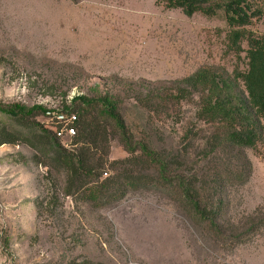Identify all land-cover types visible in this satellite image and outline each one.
<instances>
[{"label":"rangeland","instance_id":"1","mask_svg":"<svg viewBox=\"0 0 264 264\" xmlns=\"http://www.w3.org/2000/svg\"><path fill=\"white\" fill-rule=\"evenodd\" d=\"M248 2L261 12L246 28L264 32V0ZM230 29L222 11L188 15L162 0H0V100L56 108L80 93L113 94L136 137L163 148L188 143L190 172L218 209L212 224L153 183L102 204L87 190L67 194L65 173L30 143L40 111L0 112L22 137L0 144V264H264V138L213 150L214 127L194 101L158 109L142 100L145 86L204 65L247 68L248 41L240 56ZM112 125L109 160L129 154Z\"/></svg>","mask_w":264,"mask_h":264},{"label":"trees","instance_id":"2","mask_svg":"<svg viewBox=\"0 0 264 264\" xmlns=\"http://www.w3.org/2000/svg\"><path fill=\"white\" fill-rule=\"evenodd\" d=\"M167 6L181 7L191 15L202 11L207 15L224 12L231 26L229 41L241 56L242 41L247 39V68L235 67L232 72L216 66H201L194 72L168 80L165 85L145 86L142 100L151 108L169 109L171 104L190 99L197 104V114L214 128L209 142L213 150L231 145L243 149L254 147L264 138V32L246 28L260 9L252 8L248 0H162ZM93 108L97 109L93 113ZM40 111L43 119L33 120V132L49 160L66 176L67 194L80 189L83 196L102 204L119 198L127 189L149 184L173 189L182 196L195 215L212 224L218 209L211 207L203 186L190 165L196 161L188 143L183 148L158 147L151 140L136 137L119 110V100L113 94L89 96L76 94L62 107L31 106L0 100V112L12 116H32ZM75 114L74 119H59L58 113ZM114 123L115 127L112 125ZM72 125L75 133L59 134L61 128ZM109 125L119 133L129 154L109 160L104 142L110 135ZM190 137L191 128L185 132ZM22 137L0 122V144L16 143ZM193 141V136H192ZM207 153V152H205ZM233 154L229 158L235 157ZM110 161L112 169L106 165Z\"/></svg>","mask_w":264,"mask_h":264},{"label":"built area","instance_id":"3","mask_svg":"<svg viewBox=\"0 0 264 264\" xmlns=\"http://www.w3.org/2000/svg\"><path fill=\"white\" fill-rule=\"evenodd\" d=\"M57 117L59 119H74L76 117L75 114H66V113H58ZM59 134H64V135H72L75 133V127L72 126V125H69L67 126L66 128H61L59 131H58Z\"/></svg>","mask_w":264,"mask_h":264}]
</instances>
